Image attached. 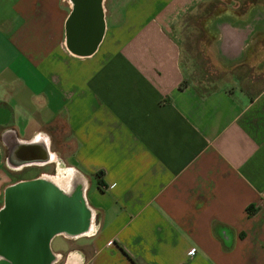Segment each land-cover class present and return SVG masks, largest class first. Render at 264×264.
Wrapping results in <instances>:
<instances>
[{
  "label": "crops",
  "instance_id": "crops-1",
  "mask_svg": "<svg viewBox=\"0 0 264 264\" xmlns=\"http://www.w3.org/2000/svg\"><path fill=\"white\" fill-rule=\"evenodd\" d=\"M49 165L94 213L50 264H264V0H0V209Z\"/></svg>",
  "mask_w": 264,
  "mask_h": 264
},
{
  "label": "water",
  "instance_id": "water-1",
  "mask_svg": "<svg viewBox=\"0 0 264 264\" xmlns=\"http://www.w3.org/2000/svg\"><path fill=\"white\" fill-rule=\"evenodd\" d=\"M11 157L19 164L49 158L39 142L15 145ZM82 190L80 184L64 193L42 176L7 186L0 209V264H50L53 236H76L89 227L91 211Z\"/></svg>",
  "mask_w": 264,
  "mask_h": 264
},
{
  "label": "rangeland",
  "instance_id": "rangeland-1",
  "mask_svg": "<svg viewBox=\"0 0 264 264\" xmlns=\"http://www.w3.org/2000/svg\"><path fill=\"white\" fill-rule=\"evenodd\" d=\"M193 64H194L193 75L196 77V79L200 80L201 82H208L209 80H211L216 76L214 70L211 68L210 64L207 61H197L194 62ZM44 170H46L45 172L50 175H54L57 172L54 168V165H49ZM7 172L12 180H15L21 176L24 177L26 176L30 178L36 174V171L33 170V168H28L25 171L23 170V174L21 175H19L20 172L14 170L7 169Z\"/></svg>",
  "mask_w": 264,
  "mask_h": 264
},
{
  "label": "flooded vegetation",
  "instance_id": "flooded-vegetation-1",
  "mask_svg": "<svg viewBox=\"0 0 264 264\" xmlns=\"http://www.w3.org/2000/svg\"><path fill=\"white\" fill-rule=\"evenodd\" d=\"M66 168H69V167H66ZM59 169H58V171L54 175H50V174H47V173H44L43 174L42 173L43 168H36V174L34 176H32L30 178H28L26 176L25 177L24 176H21V179L19 178V180L22 181V180L35 179V178H39L41 176L43 178L48 179L52 183L54 182V180H60L61 181L60 186H57L55 184L54 185L57 188H59L62 192L70 194V193H72V179H71V175H70V173L62 170V168L60 170ZM23 170L24 169L20 170V173H19L20 175L23 174ZM65 180L68 181V186L67 187L63 184V182H65ZM56 183H58V182H56ZM71 211H72V209L70 207V213H71Z\"/></svg>",
  "mask_w": 264,
  "mask_h": 264
},
{
  "label": "bare ground",
  "instance_id": "bare-ground-1",
  "mask_svg": "<svg viewBox=\"0 0 264 264\" xmlns=\"http://www.w3.org/2000/svg\"><path fill=\"white\" fill-rule=\"evenodd\" d=\"M62 170H64V171H66V172H68V173H70V175H71V179H72V190L74 189V187L76 186V185H80V184H82V186H83V190H82V192H83V196H84V198H85V187H86V185H85V183L84 182H82L80 179V176H79V174L77 173V171H75L74 169H72V168H65V167H63L62 168ZM56 182H58V183H56ZM60 182V183H59ZM53 184H55V185H57V186H60V184H61V181L60 180H54V182H53ZM63 184L67 187L68 186V181L67 180H65V182H63ZM85 201H86V199H85ZM87 203V202H86ZM89 207V206H88ZM89 209H90V211H91V215H90V224H89V227H88V229L84 232V233H86V232H91L92 230H93V211H92V209L89 207Z\"/></svg>",
  "mask_w": 264,
  "mask_h": 264
},
{
  "label": "trees",
  "instance_id": "trees-1",
  "mask_svg": "<svg viewBox=\"0 0 264 264\" xmlns=\"http://www.w3.org/2000/svg\"><path fill=\"white\" fill-rule=\"evenodd\" d=\"M185 85H186V81L183 80V81L181 82V84H180V88L184 87ZM129 258H130V257H129ZM130 260L133 262V264H138L137 261H135V260H133V259H131V258H130Z\"/></svg>",
  "mask_w": 264,
  "mask_h": 264
},
{
  "label": "built area",
  "instance_id": "built-area-1",
  "mask_svg": "<svg viewBox=\"0 0 264 264\" xmlns=\"http://www.w3.org/2000/svg\"><path fill=\"white\" fill-rule=\"evenodd\" d=\"M192 253H194V250H192V251L190 252V254H192Z\"/></svg>",
  "mask_w": 264,
  "mask_h": 264
}]
</instances>
